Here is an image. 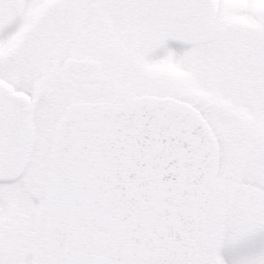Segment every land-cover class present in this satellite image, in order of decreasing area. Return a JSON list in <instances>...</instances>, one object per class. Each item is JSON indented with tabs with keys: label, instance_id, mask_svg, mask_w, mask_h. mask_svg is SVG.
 <instances>
[{
	"label": "snow or ice",
	"instance_id": "snow-or-ice-1",
	"mask_svg": "<svg viewBox=\"0 0 264 264\" xmlns=\"http://www.w3.org/2000/svg\"><path fill=\"white\" fill-rule=\"evenodd\" d=\"M0 264H264V0H0Z\"/></svg>",
	"mask_w": 264,
	"mask_h": 264
}]
</instances>
